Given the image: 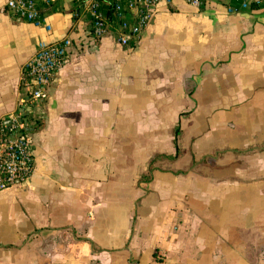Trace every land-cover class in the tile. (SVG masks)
<instances>
[{
    "label": "crops",
    "instance_id": "obj_1",
    "mask_svg": "<svg viewBox=\"0 0 264 264\" xmlns=\"http://www.w3.org/2000/svg\"><path fill=\"white\" fill-rule=\"evenodd\" d=\"M199 1L160 2L121 46L80 0L40 25L0 0V120L38 43L71 42L33 173L0 190V264H264V5Z\"/></svg>",
    "mask_w": 264,
    "mask_h": 264
},
{
    "label": "built area",
    "instance_id": "obj_2",
    "mask_svg": "<svg viewBox=\"0 0 264 264\" xmlns=\"http://www.w3.org/2000/svg\"><path fill=\"white\" fill-rule=\"evenodd\" d=\"M53 0H6L5 7L22 21L42 24L41 6ZM171 0H80L79 8L88 17L90 32L100 38L112 34L117 44L135 42L150 23L160 2ZM199 5V0H188ZM110 3L108 9L105 4ZM264 5V0H245L243 8ZM47 28V25H45ZM70 39L40 42L34 55L22 67L20 97L15 112L0 120V190L27 182L34 169L32 154L33 107L45 100L48 89L67 61Z\"/></svg>",
    "mask_w": 264,
    "mask_h": 264
},
{
    "label": "trees",
    "instance_id": "obj_3",
    "mask_svg": "<svg viewBox=\"0 0 264 264\" xmlns=\"http://www.w3.org/2000/svg\"><path fill=\"white\" fill-rule=\"evenodd\" d=\"M51 4H52V3H50L49 5H51ZM49 5H48V6H49ZM109 5H110V3H106V4H105V6H106L107 9H108ZM42 6H43V5H42ZM42 6H41V12H42V8H43ZM44 6L47 7L46 5H44ZM131 44H132V43H131ZM35 128H36V127H34V129H35ZM32 130H33V128H32ZM175 133H177V129H176Z\"/></svg>",
    "mask_w": 264,
    "mask_h": 264
},
{
    "label": "rangeland",
    "instance_id": "obj_4",
    "mask_svg": "<svg viewBox=\"0 0 264 264\" xmlns=\"http://www.w3.org/2000/svg\"><path fill=\"white\" fill-rule=\"evenodd\" d=\"M187 139H188V138H186V141H187ZM185 143H186V142H185ZM182 148L185 150V149H186V146H185V145H183V147H182Z\"/></svg>",
    "mask_w": 264,
    "mask_h": 264
}]
</instances>
